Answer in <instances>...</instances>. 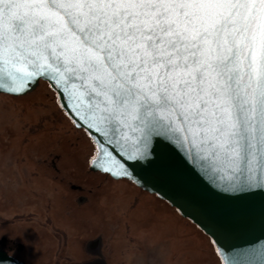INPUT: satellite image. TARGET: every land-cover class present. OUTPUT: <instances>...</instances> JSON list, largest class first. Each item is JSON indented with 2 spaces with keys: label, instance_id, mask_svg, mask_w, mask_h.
Wrapping results in <instances>:
<instances>
[{
  "label": "snow or ice",
  "instance_id": "snow-or-ice-1",
  "mask_svg": "<svg viewBox=\"0 0 264 264\" xmlns=\"http://www.w3.org/2000/svg\"><path fill=\"white\" fill-rule=\"evenodd\" d=\"M0 61V90L72 73L145 126L264 139V0H0Z\"/></svg>",
  "mask_w": 264,
  "mask_h": 264
},
{
  "label": "water",
  "instance_id": "water-1",
  "mask_svg": "<svg viewBox=\"0 0 264 264\" xmlns=\"http://www.w3.org/2000/svg\"><path fill=\"white\" fill-rule=\"evenodd\" d=\"M6 69L0 61V80L7 79ZM40 81L49 83L65 115L92 140V170L166 201L210 237L222 264H264V139L241 140L233 151L193 137L175 118L170 126H145L134 114H113L110 105L106 111L93 82L72 73L45 71L22 91L0 93L25 95Z\"/></svg>",
  "mask_w": 264,
  "mask_h": 264
},
{
  "label": "rangeland",
  "instance_id": "rangeland-1",
  "mask_svg": "<svg viewBox=\"0 0 264 264\" xmlns=\"http://www.w3.org/2000/svg\"><path fill=\"white\" fill-rule=\"evenodd\" d=\"M74 129L53 100L42 96L0 93L1 214L9 211L18 214L29 210L31 213L42 211L48 215L52 211L53 226L74 230L76 225L69 219L71 214L66 212L74 210V202L66 197H71L68 187L59 185L51 171V174L44 176L49 158L55 156L58 159L59 154L60 161L68 163L64 165L67 178L72 177L68 173L75 166L71 163L77 164V170H71L73 173L83 170L79 163L81 160L87 168L93 146L86 160L78 151L76 156L68 154L69 151L67 153L63 148V142L74 136ZM114 186L120 189L117 197H101L97 206L110 207L111 212L106 210L103 215L110 218L114 214L121 223L120 232H115L116 264H219L208 239L167 203L158 200L157 210L151 209L145 202L150 199L148 193L127 180L114 182ZM124 189L128 190L124 192ZM135 193L142 202L133 203L131 194ZM84 200L80 198L81 202ZM92 208L99 209L95 204ZM63 235L66 238L64 244L54 250L48 248L49 243L41 244L40 248L37 245L36 256L40 257L44 252L53 260V254L60 249L64 257L79 264L82 248L79 249L76 242H70L71 233Z\"/></svg>",
  "mask_w": 264,
  "mask_h": 264
},
{
  "label": "flooded vegetation",
  "instance_id": "flooded-vegetation-1",
  "mask_svg": "<svg viewBox=\"0 0 264 264\" xmlns=\"http://www.w3.org/2000/svg\"><path fill=\"white\" fill-rule=\"evenodd\" d=\"M73 127L75 128L73 130L74 136L68 138L74 144L70 151L71 155H76L79 152L81 157L86 160L88 155L90 156L91 147L93 146L87 168H85L86 163L81 161L79 163H81L83 170L73 173L72 169L74 172L77 170V164L73 161L74 163H71V165L75 166L68 173L72 177L67 178L68 175L66 176L64 172V165L68 163H62L59 159L61 154H59L58 159L54 158L55 156L49 158L47 172L45 169L44 176L51 171L56 180L58 179L59 185L68 187L71 197H66L70 199V202H74V210L71 209L66 212L71 214L69 219L75 223L76 226L73 227L75 231H70L68 227L53 226L51 221L52 211L48 215L42 211L31 213L28 212L29 210L18 214L13 211L0 213V260L4 264H75L72 259L64 257L60 249L53 254V260H50L51 258L47 257L44 252L40 257L36 256L37 253H35L37 245L40 248V245L45 243H49L48 248L51 250L56 249L58 245L60 247L66 239L63 234L67 235L68 233L73 235L70 242H76L79 249L82 248L81 255L78 258L79 264L95 260H104L107 264H116L114 259L116 257L114 253L116 249L115 232H120L121 223L114 214H111L110 218L103 215L106 210L111 212L110 207L106 209V207L101 206L99 208L97 205L101 197H104V199L117 197L120 189L114 186V182L125 179H114L107 173L92 170L91 160L95 154V146L83 129L76 128L74 125ZM128 183L134 185L130 181ZM134 186L139 188L136 185ZM127 190L124 189V192ZM131 195L133 196V203L142 202L137 193ZM148 195L150 199L145 200V202L148 203L151 209L157 210V196L151 193H148ZM80 198L85 200L81 202ZM94 204L99 209H93Z\"/></svg>",
  "mask_w": 264,
  "mask_h": 264
},
{
  "label": "trees",
  "instance_id": "trees-1",
  "mask_svg": "<svg viewBox=\"0 0 264 264\" xmlns=\"http://www.w3.org/2000/svg\"><path fill=\"white\" fill-rule=\"evenodd\" d=\"M40 85V86H39ZM39 87L37 88V89H35L34 91H32V92H30V93H28V94H26V95H29L30 97H37V96H42V97H44V98H47V99H49V100H53V101H55L56 102V104L58 105V108H59V111L61 112V113H63L64 114V116L70 121V119L65 115V113H64V111L60 108V106H59V104H58V102H57V95H56V93H55V91L50 87V85H49V83L48 82H46V81H40V83H39ZM71 122V121H70ZM71 124H72V122H71ZM73 125V124H72ZM73 145L74 144H72L70 141H68V140H65L64 142H63V148L65 147L66 148V150H67V153H68V151H69V153L68 154H70V151H71V147H73ZM64 150V149H63ZM80 160H81V158H79ZM82 161V160H81ZM108 175V174H107ZM126 180V179H125ZM128 181V180H127ZM132 183V182H131ZM158 198V197H157ZM158 200H161V201H164V200H162V199H160V198H158ZM165 203H167L166 201H164ZM168 204V203H167ZM169 205V204H168ZM169 207L171 208V209H173V210H175V211H177L174 207H172V206H170L169 205ZM195 225V224H194ZM195 227L208 239V241H209V246H210V248L213 250V254L215 255V258H217V260H218V262H219V264H222V261H221V259H220V257H219V255L217 254V252H216V249H215V246H214V244H213V242H212V240L210 239V237L209 236H207L202 230H200L196 225H195Z\"/></svg>",
  "mask_w": 264,
  "mask_h": 264
}]
</instances>
